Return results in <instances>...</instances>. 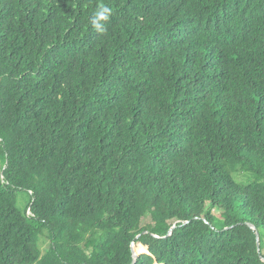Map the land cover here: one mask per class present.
<instances>
[{"label": "trees", "instance_id": "obj_1", "mask_svg": "<svg viewBox=\"0 0 264 264\" xmlns=\"http://www.w3.org/2000/svg\"><path fill=\"white\" fill-rule=\"evenodd\" d=\"M132 246L264 264V0H0V264Z\"/></svg>", "mask_w": 264, "mask_h": 264}, {"label": "water", "instance_id": "obj_2", "mask_svg": "<svg viewBox=\"0 0 264 264\" xmlns=\"http://www.w3.org/2000/svg\"><path fill=\"white\" fill-rule=\"evenodd\" d=\"M248 227L255 231V227L253 225L248 224ZM173 229H174V227L172 229H170V231L168 233V236H170L172 234ZM255 236H256V241H257V247H258V250H259V233L257 231H255ZM132 253H133V258H134L132 264H135V261L138 258V254H136V252L134 251V246H132ZM262 260H264V259H262Z\"/></svg>", "mask_w": 264, "mask_h": 264}, {"label": "rangeland", "instance_id": "obj_3", "mask_svg": "<svg viewBox=\"0 0 264 264\" xmlns=\"http://www.w3.org/2000/svg\"><path fill=\"white\" fill-rule=\"evenodd\" d=\"M22 198H24V195L20 194V195H19V201H20V199H22ZM45 246H46V244H42V248H44Z\"/></svg>", "mask_w": 264, "mask_h": 264}, {"label": "bare ground", "instance_id": "obj_4", "mask_svg": "<svg viewBox=\"0 0 264 264\" xmlns=\"http://www.w3.org/2000/svg\"><path fill=\"white\" fill-rule=\"evenodd\" d=\"M134 249H135V252H136V254H138V252H137V250H136L135 246H134Z\"/></svg>", "mask_w": 264, "mask_h": 264}]
</instances>
